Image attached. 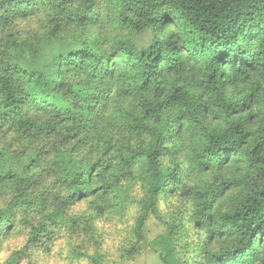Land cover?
I'll list each match as a JSON object with an SVG mask.
<instances>
[{
  "label": "clouds",
  "instance_id": "clouds-1",
  "mask_svg": "<svg viewBox=\"0 0 264 264\" xmlns=\"http://www.w3.org/2000/svg\"><path fill=\"white\" fill-rule=\"evenodd\" d=\"M0 264H264V0H0Z\"/></svg>",
  "mask_w": 264,
  "mask_h": 264
}]
</instances>
